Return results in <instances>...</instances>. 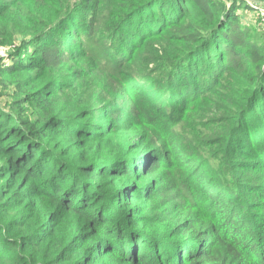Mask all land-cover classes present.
I'll use <instances>...</instances> for the list:
<instances>
[{
  "label": "trees",
  "instance_id": "1",
  "mask_svg": "<svg viewBox=\"0 0 264 264\" xmlns=\"http://www.w3.org/2000/svg\"><path fill=\"white\" fill-rule=\"evenodd\" d=\"M119 2L123 15L144 10L145 25L162 23L148 34L183 38L169 80L213 51L214 65L246 85L243 106L224 117L233 127L208 125L203 138L221 141L226 168L185 145L173 110L118 67L96 20L84 32L69 0H0V264H264V185L249 182L264 172L252 120L264 127V40L240 19V2ZM129 24L108 31L122 36ZM100 75L122 85V105L104 112ZM78 85L93 89L88 102L73 104ZM228 129L248 139L225 146Z\"/></svg>",
  "mask_w": 264,
  "mask_h": 264
},
{
  "label": "rangeland",
  "instance_id": "2",
  "mask_svg": "<svg viewBox=\"0 0 264 264\" xmlns=\"http://www.w3.org/2000/svg\"><path fill=\"white\" fill-rule=\"evenodd\" d=\"M224 2L227 5L234 2L243 4L239 7L240 19L251 26L254 33L264 40V28L261 26L257 11L258 7H264V0H224ZM123 4L119 0H93V2L91 0H69L68 10L82 16L80 22L84 32L91 26V23H87L86 20H96L94 24H97L100 30L95 32V36L107 45L106 48L112 53L120 54L116 59L118 67L133 80H137L140 85L146 84L157 95L159 94V97H155L154 100L161 103V106L170 108V111L173 110L180 120L177 124V131L187 139L185 145L191 149H197L214 167H225L224 155L220 153L221 141L209 140L205 142L203 138H209L208 125L218 127L221 132L233 127L235 123H232L231 120L225 121L224 117H227L230 112H238V105L243 106L242 103L245 101L241 99L246 85L225 75L223 70L221 72V69L214 65L217 61L214 59L216 57L213 51L201 54L200 60L199 58L193 60L194 67L192 68L180 66L181 70L177 74L181 77L169 80V76H175L176 73H168V69L176 68L173 66L174 61L180 60L184 50H187L181 41L183 38L171 32L170 28L161 29L152 35L148 34L151 29L156 30L161 27L162 23H158L159 21L156 19L145 25L150 21L147 17L151 15H148L144 10L137 12V15L142 14V18L141 16L137 18V15L135 16L133 13L132 15H123ZM163 7L162 5L161 8ZM159 8L160 5H157L156 12ZM123 17L128 18L130 24L123 27L122 36H120V32L108 31L109 27L118 24ZM83 39H86L85 35L79 37V40ZM68 41V46H70L72 40L68 39ZM134 41L135 44L132 45ZM76 49H79L78 42ZM7 52L6 47H0V58L5 57ZM86 61L91 63V60ZM188 63L190 62H185L184 66ZM218 72L219 74L216 76ZM189 79L192 81H185ZM189 84H192V87H189ZM95 86L98 94L95 97L98 100L95 105L97 110L104 112L110 110L112 106L122 105V85H113L107 76L100 75L96 78ZM184 87L188 89H182ZM1 93L4 94V91ZM68 94L73 104H77L78 101L88 102L93 96V89L86 85H78L68 91ZM161 99L165 101H161ZM244 106L247 107V105ZM254 115L258 116L259 113L255 111L250 117L252 118ZM252 120L261 126L264 134L263 120H260L259 117L257 120L253 118ZM226 137L224 144L231 147L248 139V136L243 137L240 134L234 136L231 129L229 136ZM221 139L223 141V138ZM215 150H218L219 155ZM246 152L250 153L251 150H246ZM230 155L229 153L230 161H232ZM248 157H254V155ZM257 158L259 157L251 159L250 162H257ZM239 159L241 158L235 157V161ZM232 172L226 174L228 179L231 178ZM220 176L224 178L223 173ZM254 176L257 181H249L250 183L264 185V172L255 173Z\"/></svg>",
  "mask_w": 264,
  "mask_h": 264
},
{
  "label": "built area",
  "instance_id": "3",
  "mask_svg": "<svg viewBox=\"0 0 264 264\" xmlns=\"http://www.w3.org/2000/svg\"><path fill=\"white\" fill-rule=\"evenodd\" d=\"M258 18L261 21V26L264 28V7H258Z\"/></svg>",
  "mask_w": 264,
  "mask_h": 264
}]
</instances>
